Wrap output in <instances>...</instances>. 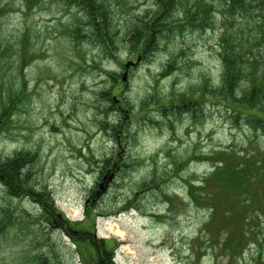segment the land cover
Instances as JSON below:
<instances>
[{
	"label": "rangeland",
	"instance_id": "rangeland-1",
	"mask_svg": "<svg viewBox=\"0 0 264 264\" xmlns=\"http://www.w3.org/2000/svg\"><path fill=\"white\" fill-rule=\"evenodd\" d=\"M168 1L0 0V264H95L94 240L115 264H264V197L220 193L212 219L190 195L264 153L247 81L230 101L216 91L222 37L252 36L256 14ZM53 207L89 232L56 227Z\"/></svg>",
	"mask_w": 264,
	"mask_h": 264
},
{
	"label": "trees",
	"instance_id": "trees-1",
	"mask_svg": "<svg viewBox=\"0 0 264 264\" xmlns=\"http://www.w3.org/2000/svg\"><path fill=\"white\" fill-rule=\"evenodd\" d=\"M26 5L33 6L39 4L41 0H23ZM81 4H88L89 8H100L99 12L103 11L101 3H95V0H78ZM165 0H161L164 2ZM169 6H175L176 0H169ZM165 6V5H164ZM210 6L201 2L193 4L190 8L195 7V20L209 22L207 17L210 12ZM193 11V10H191ZM230 17L232 15L241 16L242 18H250L252 13H255L254 27L250 29L252 36L234 37L226 34L222 37V52L223 72L221 84L216 91L223 93V98L230 101V96L234 89L241 81H247V89L244 90L245 101L243 104L251 106V110L264 113V0H227L226 8L223 10ZM213 12V11H212ZM224 14V15H225ZM205 16L206 18H201ZM252 19V18H251ZM158 21L153 20L147 25L143 34L146 38L152 35V31L156 27ZM151 31V33H149ZM145 42V40H144ZM259 47L258 54L254 52V48ZM228 108L229 105L227 106ZM257 115V114H255ZM260 120L257 117H253ZM261 123H264L262 119ZM236 164L229 166L222 163L215 167L213 173L203 180L202 187L196 188V185L190 186V195L194 202L201 205L202 202L207 204L211 209L212 219L218 216L216 203L220 202L218 195L224 194L225 198L232 199L235 202L250 206L252 202L256 203L259 197H264V153L260 150H249L243 153ZM214 189L217 191L215 192ZM199 191V192H196ZM46 200V198H44ZM50 201V200H49ZM53 205V201H50ZM55 219L61 225H67L68 232L71 236L77 237L76 229H83V223L68 222L65 220L64 214L60 213L55 207ZM61 214V218L59 217ZM53 218L51 219L52 223ZM64 223V224H63ZM84 233L89 232L88 229H83ZM90 241V240H89ZM76 242L83 244L84 241L77 239ZM94 249V257L97 256L95 264H115L113 250L106 249V242L99 245L98 242H89ZM107 256V262L103 259Z\"/></svg>",
	"mask_w": 264,
	"mask_h": 264
},
{
	"label": "water",
	"instance_id": "water-1",
	"mask_svg": "<svg viewBox=\"0 0 264 264\" xmlns=\"http://www.w3.org/2000/svg\"><path fill=\"white\" fill-rule=\"evenodd\" d=\"M135 64H136V62L131 61V62L127 63V64L125 65V67H126V69L128 70L131 66H134ZM123 80H124V81L127 80V71L125 72V75H124ZM106 178H108V177H105L104 180H106ZM110 179H111V177H109V180H110ZM101 187H102V186H101Z\"/></svg>",
	"mask_w": 264,
	"mask_h": 264
},
{
	"label": "flooded vegetation",
	"instance_id": "flooded-vegetation-1",
	"mask_svg": "<svg viewBox=\"0 0 264 264\" xmlns=\"http://www.w3.org/2000/svg\"><path fill=\"white\" fill-rule=\"evenodd\" d=\"M61 214H59V217L61 218ZM53 224H55V226L56 227H60V224H59V222L57 221V220H55V219H53ZM65 231L67 230V228L64 226V228H63ZM67 232V234L68 235H71V233L70 232H68V231H66Z\"/></svg>",
	"mask_w": 264,
	"mask_h": 264
}]
</instances>
